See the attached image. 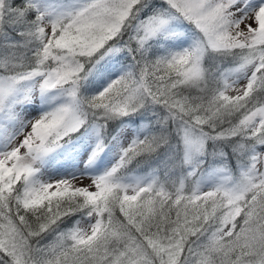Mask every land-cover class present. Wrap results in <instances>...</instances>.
Instances as JSON below:
<instances>
[{"label":"snow or ice","instance_id":"6c2138e0","mask_svg":"<svg viewBox=\"0 0 264 264\" xmlns=\"http://www.w3.org/2000/svg\"><path fill=\"white\" fill-rule=\"evenodd\" d=\"M0 264H264V0H0Z\"/></svg>","mask_w":264,"mask_h":264},{"label":"rangeland","instance_id":"374dc122","mask_svg":"<svg viewBox=\"0 0 264 264\" xmlns=\"http://www.w3.org/2000/svg\"><path fill=\"white\" fill-rule=\"evenodd\" d=\"M89 181L87 180V179H85L84 181H83V183L84 184H87Z\"/></svg>","mask_w":264,"mask_h":264}]
</instances>
